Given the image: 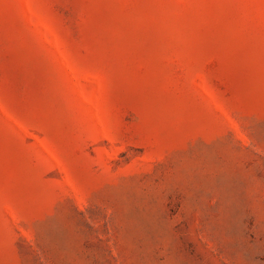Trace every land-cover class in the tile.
<instances>
[{
  "label": "rangeland",
  "instance_id": "1",
  "mask_svg": "<svg viewBox=\"0 0 264 264\" xmlns=\"http://www.w3.org/2000/svg\"><path fill=\"white\" fill-rule=\"evenodd\" d=\"M0 264H264V0H0Z\"/></svg>",
  "mask_w": 264,
  "mask_h": 264
}]
</instances>
